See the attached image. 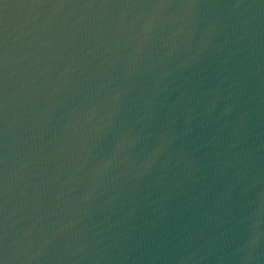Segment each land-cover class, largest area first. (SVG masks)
I'll use <instances>...</instances> for the list:
<instances>
[{
  "label": "water",
  "instance_id": "obj_1",
  "mask_svg": "<svg viewBox=\"0 0 264 264\" xmlns=\"http://www.w3.org/2000/svg\"><path fill=\"white\" fill-rule=\"evenodd\" d=\"M0 264H264V0H0Z\"/></svg>",
  "mask_w": 264,
  "mask_h": 264
}]
</instances>
